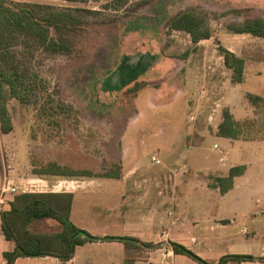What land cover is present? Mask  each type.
Returning a JSON list of instances; mask_svg holds the SVG:
<instances>
[{
    "label": "rangeland",
    "instance_id": "obj_1",
    "mask_svg": "<svg viewBox=\"0 0 264 264\" xmlns=\"http://www.w3.org/2000/svg\"><path fill=\"white\" fill-rule=\"evenodd\" d=\"M8 1L37 5L40 17L68 11L77 22L63 31L48 27V38L64 37L68 50L48 49L14 27L0 41L6 44L0 47V87L12 123L10 133H0V184L6 177L17 193L62 192L60 181L81 177L60 173L85 171L105 177L134 169L125 183L104 179L106 186L92 184L76 192L70 221L99 229L108 206L122 201L118 193L134 192L131 210H137L145 178L199 180L209 175L213 185L215 177L249 161V170L237 178L238 186L228 198H242L244 217L233 225L236 240L225 248L240 243L247 246L243 251L260 255L264 39L234 33L230 27L263 19L264 0ZM186 11L202 18L212 32L210 39L195 44L185 32L171 30L172 18ZM219 45L244 59L242 83H233ZM249 95L263 98L254 102ZM228 122L236 130L235 139L218 134L219 125ZM194 151L197 160L190 164ZM155 154L158 162L151 159ZM209 163L210 170L203 168ZM153 185L148 187L151 196L157 192ZM187 187L180 184L177 189ZM212 192L215 202L220 193ZM155 202V197L148 198L144 206ZM168 209L164 207V216ZM56 224L44 218L29 229L52 234ZM252 234L254 242L247 241Z\"/></svg>",
    "mask_w": 264,
    "mask_h": 264
},
{
    "label": "crops",
    "instance_id": "obj_2",
    "mask_svg": "<svg viewBox=\"0 0 264 264\" xmlns=\"http://www.w3.org/2000/svg\"><path fill=\"white\" fill-rule=\"evenodd\" d=\"M229 51L232 52L231 50ZM232 53L235 54L234 52ZM153 156L156 158V154ZM196 156L197 152H190V164H193L197 160ZM223 159H225V156ZM210 164L208 167H205L204 164L203 168L210 170ZM238 166H244L245 169L240 176L233 179L232 188L225 193H221L217 187H213L209 183V175L206 177L199 176V180H196L197 178L194 176L172 177L171 179L145 178L141 187L140 200L136 202V205H138L137 210H131L133 207L132 201L135 196L134 192L125 191L118 193L122 199L120 203L108 206L107 214H104V222L99 225L101 228H93L86 223L74 224L77 228L93 236L100 238L119 237L122 239L99 240L79 245L75 248L73 257L64 262L49 256H21L16 258L13 264H199L186 255L173 252L170 243H176L189 249L208 263H218L226 256L245 255L251 256L253 259H231L227 264H263L264 248L260 255L249 253L250 251H243L241 248H246L247 246L240 243L233 245L230 249L225 248L228 243L236 240V234L233 232L236 227L233 225L240 218L244 217L242 198L233 194L232 200L228 199L231 197L230 194L233 193V190L238 186L237 178L246 175L250 164L249 161H246L245 164ZM229 170L227 173L218 175L217 177H226ZM118 175L99 177V175L93 174L90 177L62 180L58 185H63L65 190L55 193H71L73 203L78 190L87 189L92 184L106 186L105 182H102L104 179H112L119 181L118 183H125L134 176V169L124 173L120 172ZM153 181L155 182L153 186L157 191L155 196H151L150 191H148L149 184ZM180 184L188 187L179 191L177 188ZM138 186L139 184H137ZM1 187L2 184H0V189ZM213 189L220 193L215 202L211 199ZM13 196L10 194L6 197L7 205L4 207V211L10 209L9 203L12 201ZM151 197H155L156 202L154 204L148 203L147 208H149L150 212H146L147 208L144 205L148 202V198ZM165 206H170L166 215L167 217L163 215ZM72 208L73 204L71 205L70 217L73 213ZM166 219L168 222L165 224ZM1 225L0 215V264H6L3 254L11 251L14 244L5 238ZM56 225L57 229L52 233L61 230V225L59 223ZM239 232L246 237L249 236L245 228H241ZM253 234L247 241L254 242Z\"/></svg>",
    "mask_w": 264,
    "mask_h": 264
},
{
    "label": "trees",
    "instance_id": "obj_3",
    "mask_svg": "<svg viewBox=\"0 0 264 264\" xmlns=\"http://www.w3.org/2000/svg\"><path fill=\"white\" fill-rule=\"evenodd\" d=\"M121 1L124 2L126 0ZM7 3L12 4L17 10L6 6ZM38 7L35 4H21L19 2L0 0V27L2 28H0V41L5 39L4 34L6 31L14 27L37 37L48 49L68 50L69 44L64 37L57 39L48 38V27L53 26L57 30L63 31L64 29H69L71 25L77 22V19L68 11L54 12L40 17L37 13ZM170 23L171 30L185 32L189 35L191 42L195 44L200 40L210 39L212 35L211 30L204 25L202 18L193 15L189 11L178 13L172 18ZM230 31L237 34L247 33L264 39V18L246 20L241 24L231 26ZM5 46L6 44H0V47ZM218 51L223 58L225 67L232 72L231 79L233 83H241L243 81L244 59L220 45L218 46ZM187 55L185 54V56ZM249 98L254 102L262 99L257 95H249ZM224 117L229 118L227 113H224ZM11 131L12 123L6 107L5 97L0 87V133L8 134ZM218 134L233 139L237 136L232 122H228L226 125L221 123L218 127ZM244 169V166L230 168L228 175L226 177H216L212 186L217 187L221 193H225L232 188L233 179L240 176ZM49 174L58 175L59 173L51 171ZM60 174L69 177H90L93 175L85 171H69ZM72 197L71 193L66 192H24L13 196L12 201L9 203L10 209L0 214L2 222L1 230L5 238L14 244L11 251L3 254L6 264H13L16 258L21 256H49L64 262L73 257L75 248L79 245L99 240L122 239L119 237L100 238L73 225L70 221ZM44 218L53 219L58 222L61 225V230L52 234L30 231V224ZM170 245L173 252L186 255L199 264H213L202 260L192 251L181 245L176 243H170ZM231 259L251 260L253 258L245 255L226 256L214 264H227Z\"/></svg>",
    "mask_w": 264,
    "mask_h": 264
},
{
    "label": "built area",
    "instance_id": "obj_4",
    "mask_svg": "<svg viewBox=\"0 0 264 264\" xmlns=\"http://www.w3.org/2000/svg\"><path fill=\"white\" fill-rule=\"evenodd\" d=\"M190 120H192V116L189 117ZM214 148H218L217 145H214ZM152 160H155L156 162H158V160L155 158V156H152ZM18 188L11 182L9 181V179H7L6 177L3 179V183H2V187L0 189V210L1 207L4 208L7 205V201L6 198L4 197L5 193H9V194H16L17 193Z\"/></svg>",
    "mask_w": 264,
    "mask_h": 264
}]
</instances>
